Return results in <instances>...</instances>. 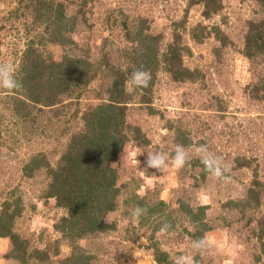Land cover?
<instances>
[{
	"label": "rangeland",
	"instance_id": "374dc122",
	"mask_svg": "<svg viewBox=\"0 0 264 264\" xmlns=\"http://www.w3.org/2000/svg\"><path fill=\"white\" fill-rule=\"evenodd\" d=\"M26 2L0 0V63H12L17 72L28 41L34 40L47 62L65 54L85 56L90 73L95 71L96 76L88 73V83L59 91L51 106H31L35 121L19 115L8 123L4 115L12 111L0 108V139L4 140L0 145V215L6 200H19L21 212L15 217L13 231L26 244V250L17 252L21 258H14L11 239L1 237L0 264H73L71 255L81 252L92 256L90 264H159L153 245L165 250L170 261L176 255L191 254L196 264H264V186L253 182L255 178L264 181V52L248 57L244 41L250 21L259 25L264 21V5L257 0H221V10L207 16L203 3L189 6L187 0H65L73 32L72 42L61 45L41 33L44 24L33 23L34 10ZM175 21L185 32L183 45L189 46L187 51L179 44L183 62L202 75L178 81L159 67L149 106L140 103L135 88L128 86L125 132L119 133L127 139L116 162L117 186L123 192L115 209L105 215L110 226L78 240L64 236L56 225L68 211L57 197L48 196L53 184L50 171L56 168L68 141L76 133L86 132L88 118L109 103V87L118 70L131 65L132 56L138 60L139 39L133 38L134 33L143 27L145 33L158 35L156 45L165 52L174 39ZM215 23L224 29L226 46L221 47L220 40L212 36L203 43L190 39L194 27ZM260 26L264 33V22ZM119 109L116 106L115 112ZM137 128L139 139L134 136ZM177 129H191L187 133L196 142L203 139L200 144H206L230 166L231 179L221 181L209 173L202 176V166L193 164L194 150L200 144L188 147L193 155L184 168L172 167L170 152L179 145ZM42 151L50 166H42L28 177L25 162ZM141 151L144 153L139 155ZM147 151L169 154L166 173L146 167ZM134 182L138 183L137 193L151 204L164 201L162 223L179 218L173 229L154 230L161 222L155 215L143 223L141 218L131 219L130 210L135 206L124 205L123 200L132 195L124 184ZM252 187L255 192L250 191ZM229 200L239 202L228 204ZM183 204L193 211L207 205L204 222L208 230L201 238L215 240L214 246L193 250L192 242L198 239L192 233L197 226L188 213L182 214L179 205Z\"/></svg>",
	"mask_w": 264,
	"mask_h": 264
},
{
	"label": "trees",
	"instance_id": "16d2710c",
	"mask_svg": "<svg viewBox=\"0 0 264 264\" xmlns=\"http://www.w3.org/2000/svg\"><path fill=\"white\" fill-rule=\"evenodd\" d=\"M26 7H32L35 14L33 23H43L44 29L42 34L55 44L67 45L72 42L70 33L73 32V21H70L66 14L65 0H26ZM188 5L203 3L206 7L205 14L209 16L212 13H218L221 10V0H187ZM264 5V0H257ZM220 4V5H218ZM71 22V23H70ZM257 21H250L249 29L245 35V55L252 57L258 53L264 52V33L263 29ZM70 23V26L68 25ZM179 21L174 22L175 35L174 39L168 44L165 52L159 50L156 41L158 42V35H149L145 33L141 27L138 33H134L133 38L139 39L140 56L138 60L132 56L131 65L118 70L119 74L114 78L113 84L109 87L110 101L103 106H99L97 113H93L88 119V130L86 132L76 133L68 141V145L63 150V154L57 161V166L54 170L50 171L52 177V185L50 184V191L48 196L57 197V202L60 206L68 211L67 215H63L58 225L64 236L74 240H78L88 232L107 231L109 224L106 223L105 215L115 209L116 200L122 196L121 186H117L119 182V171L116 162L120 160V153L123 151L124 143L127 137L121 136L119 133L125 132L124 122L126 121L127 104L130 103V96L127 97L125 93V82L129 77L134 66L144 65L146 70L152 74V81L148 88L137 89L135 91L140 103L150 104L152 101V89L155 84V78L158 68L168 71L175 80L186 81L195 78L196 74L202 75L196 69H193L183 62V53L179 44L185 48L182 42V36L185 34L182 29H179ZM178 25V26H177ZM131 32V31H130ZM190 39L194 42L203 43L208 37H214L220 40L221 47L226 46L225 33L221 25L215 23L209 27L207 25L194 27L191 31ZM48 34V35H46ZM133 34V33H131ZM185 36V35H184ZM130 38V35H129ZM131 38V39H133ZM39 43L34 40L28 41L23 60L18 64V71L15 72L16 79L22 83V87L18 90H5L0 98V108L7 109L10 112L4 118L8 123H12L11 119L20 116L33 115L29 111L33 105L38 104L44 106H51L59 91L71 90L76 84L88 83L89 79L86 78L90 73V61L87 57H72L65 54L60 60L51 59L47 62L42 58L43 52L39 49ZM126 50L127 47H124ZM123 49V50H124ZM189 51V46L185 48ZM217 50V49H216ZM221 50V49H220ZM192 51V49H191ZM117 69V68H116ZM95 71L91 74L94 75ZM90 78V77H89ZM80 87V86H79ZM83 93V89L79 95ZM5 96V97H4ZM4 98V99H3ZM12 104L15 108H12ZM120 108L115 112V108ZM149 106V105H148ZM5 109V110H6ZM110 110V111H109ZM20 115V116H19ZM2 124V117L0 111V125ZM191 129H177L175 141L179 145L190 147L195 144H200L203 139L196 142L187 131ZM1 133V131H0ZM43 133V132H42ZM135 137L140 138V129L135 130ZM12 134V133H10ZM33 136V133H31ZM27 135L25 138H30ZM37 136L39 132H34ZM121 137H118V135ZM15 138V136L11 135ZM16 142L22 139H15ZM4 144V140L0 139V145ZM20 145V143H18ZM10 146V145H9ZM175 150V149H174ZM172 150L171 155L174 153ZM46 153L39 152L30 156L24 164V171L28 177L34 176V171L40 169L42 166H50ZM115 163V164H114ZM119 163V162H118ZM249 162L247 161L246 164ZM194 165L202 166V176L205 177L208 173L205 171L204 166L200 162L199 156L193 161ZM124 170H126L124 168ZM254 184L263 185L264 181L254 179ZM124 184V187L129 189L132 194L123 200L124 205L132 204L133 206L139 205L147 208V214L141 216L142 220L150 221L152 215L161 219L154 230H158L162 225H169L168 229H173L178 223L179 218L176 216L172 222L165 224L162 223L164 210V201H158L151 204L147 201L145 196H140L137 193L138 183L134 182L132 186ZM136 189V190H135ZM252 187L251 192H255ZM239 201L229 200L228 204H237ZM3 211L0 215V238L9 237L12 244V256L21 258L19 251H24L26 246L25 240H21L20 236L13 231V224L15 217L21 212L19 200L10 203L8 200L4 202ZM14 206V207H13ZM182 214L188 213L191 222L197 226L192 235L194 238L200 239L205 231L208 230L204 219L206 217L207 205H200L197 211H193L188 206L179 205ZM184 211H183V210ZM155 248V260L159 264H171L169 254L153 245ZM70 258L73 264H90L89 260L92 256L84 254L83 252L71 255Z\"/></svg>",
	"mask_w": 264,
	"mask_h": 264
},
{
	"label": "clouds",
	"instance_id": "9594fccd",
	"mask_svg": "<svg viewBox=\"0 0 264 264\" xmlns=\"http://www.w3.org/2000/svg\"><path fill=\"white\" fill-rule=\"evenodd\" d=\"M152 81V74L146 70L144 65L134 66L129 77L125 82V90L128 86L133 88L146 89ZM22 87V83L15 77L14 65L10 62L0 63V88L5 90H18ZM126 151V146L124 152ZM144 151L139 153L143 154ZM195 155L199 156L201 164L204 169L212 177L228 181L231 179L229 173L231 168L223 161V158L213 154L206 144H200L194 150ZM193 150L186 148L184 145H177L174 153L171 155V166L176 169L184 168L192 158ZM169 154L163 151H147L145 158V165L147 168H153L161 173H166L170 167ZM115 164V163H114ZM147 208L142 206H135L130 210V216L133 221L138 220L141 216L147 214ZM169 225H162L161 232H166ZM215 245V240L205 236L192 242V248L195 251H202ZM172 264H196L195 258L191 254H179L172 257ZM230 264V262H228Z\"/></svg>",
	"mask_w": 264,
	"mask_h": 264
}]
</instances>
